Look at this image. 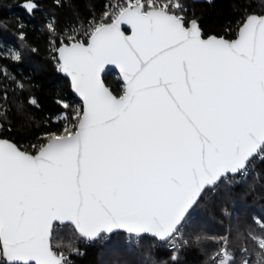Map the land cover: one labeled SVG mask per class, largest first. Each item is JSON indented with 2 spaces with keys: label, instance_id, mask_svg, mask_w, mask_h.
Returning a JSON list of instances; mask_svg holds the SVG:
<instances>
[{
  "label": "snow or ice",
  "instance_id": "6c2138e0",
  "mask_svg": "<svg viewBox=\"0 0 264 264\" xmlns=\"http://www.w3.org/2000/svg\"><path fill=\"white\" fill-rule=\"evenodd\" d=\"M186 11L124 0L56 49L83 110L34 151L0 139V264H70L54 222L90 241L116 229L174 238L204 195L264 154V15L229 40L204 38ZM109 65L121 95L103 82Z\"/></svg>",
  "mask_w": 264,
  "mask_h": 264
},
{
  "label": "trees",
  "instance_id": "16d2710c",
  "mask_svg": "<svg viewBox=\"0 0 264 264\" xmlns=\"http://www.w3.org/2000/svg\"><path fill=\"white\" fill-rule=\"evenodd\" d=\"M22 1L0 0V137L34 151L31 145L42 142L46 133L63 131L65 120L58 116L64 113L72 122L76 111H82L60 73L54 47L73 28L80 32L101 18L112 0H35L38 8L32 12L20 7ZM182 2L187 20L203 17L199 23L205 37L233 39L247 16L264 14V0ZM104 80L115 94L123 93L117 73H107ZM180 231L189 243L175 257L165 242L148 236L129 246L124 232L90 241L83 255L74 254L70 251L81 246V237L71 225L55 226L52 245L63 254L70 250V264H218L217 259L228 264L230 258L235 264L245 258L264 264V249L256 240L264 238V158L246 180L224 179L204 195Z\"/></svg>",
  "mask_w": 264,
  "mask_h": 264
},
{
  "label": "built area",
  "instance_id": "2783aa9c",
  "mask_svg": "<svg viewBox=\"0 0 264 264\" xmlns=\"http://www.w3.org/2000/svg\"><path fill=\"white\" fill-rule=\"evenodd\" d=\"M124 0H112L108 3L107 5V10H111V6L116 4V3H123ZM102 18V17H101ZM101 18L97 19L96 21H100ZM91 24V23H90ZM90 24H88L85 28H83L79 33V37L80 39H84V40H87V37L84 35V30H90L89 29V26ZM67 36H62L60 37L61 40V44L62 42L63 43H68L67 39H66ZM264 158V154H261V156L259 158H256L252 161V163L247 167V169L235 176H228L227 178H225V180L227 181H231L232 179L236 180V181H243V180H246L247 177L253 172L255 171L257 165L259 164V162ZM103 239H107L109 237V235H103L102 236ZM101 237V238H102ZM100 238V239H101ZM90 240H87V239H84L81 237L80 239V242H79V245L81 244V246L75 248L76 251H74V249L71 251L72 253L74 254H80V255H83L84 252H85V245L87 243H89ZM126 242L129 246H135V245H138L139 242H140V236L138 235H135V234H127L126 236ZM166 243V247L167 249H169L171 252H172V255L173 257H175L178 252L184 247V246H187L189 241L188 239L183 235V233L180 231L178 234H176L174 236V238H170L168 241L165 242ZM68 260L71 262V254L70 253H65L64 254ZM219 255V254H217ZM222 259H217V263L220 264V261Z\"/></svg>",
  "mask_w": 264,
  "mask_h": 264
},
{
  "label": "water",
  "instance_id": "95a60500",
  "mask_svg": "<svg viewBox=\"0 0 264 264\" xmlns=\"http://www.w3.org/2000/svg\"><path fill=\"white\" fill-rule=\"evenodd\" d=\"M194 1H199V2H211L212 0H194ZM35 4L36 5V7L34 8V9H32V10H29V5H31V4ZM20 7L21 8H23L25 11H27V12H32V11H34V10H36L37 8H38V4H37V2L35 1V0H24V1H22L21 3H20ZM251 15H260V14H251ZM261 15H264V14H261ZM203 17H201V16H199V17H196V18H193V19H195V20H197V22L199 23V20H201ZM192 20V19H191ZM199 25H200V23H199ZM125 28H126V26H125ZM203 31V30H202ZM238 32H239V30H238ZM127 34H130V30H127ZM238 35V34H237ZM204 36V35H203ZM210 36H216V37H223V36H218V35H215V34H212V35H209V36H204V38H208V37H210ZM237 37V36H236ZM236 37L235 38H233V39H229V40H234V39H236ZM223 38H225V37H223ZM225 39H227V38H225ZM62 46V44L59 46V47H61ZM58 47V48H59ZM57 48V49H58ZM57 59H58V62H59V64H60V61H59V56H58V52H57ZM110 72H115V73H117L118 74V76L120 77V79H121V81H122V83H123V85H124V87H125V82L123 81V79H122V74L120 73V71H119V69L116 67V66H113V65H109V66H107L106 68H105V70H104V72L102 73V79H103V82H104V84H105V86L106 87H108L110 90H111V88L106 84V82H105V80H104V77H105V75L107 74V73H110ZM60 73L62 74V76L63 77H65V78H67L68 80H69V82H70V88H71V91H72V93H73V95H74V97H76L80 102H81V104H82V110H83V99H82V97H80L79 96V94L75 91V89H74V87H73V84H72V80H71V77L67 74V73H65V72H63L62 70H61V67H60ZM112 91V90H111ZM113 92V91H112ZM113 94H115L114 92H113ZM123 94V93H122ZM117 95V94H116ZM0 139H6V140H10V139H8V138H3V137H0ZM10 141H12V142H14L13 140H10ZM15 143V142H14ZM235 175H237V174H234V175H232V174H230L229 176H235ZM220 184V183H219ZM195 207V206H194ZM193 207V208H194ZM192 208V209H193ZM192 209H190L189 210V213L192 211ZM188 213V214H189ZM188 214H187V216H188ZM56 225H60V226H63V225H70L68 222H64V223H60V222H54V224H53V231H54V228H55V226ZM117 232H124V233H126V234H130V233H128L126 230H124V229H116V230H114L112 233H104V234H102L101 235V237L103 236V235H112V234H114V233H117ZM78 234V233H77ZM79 235V234H78ZM135 235H137V234H135ZM53 236V235H52ZM80 236V235H79ZM138 236H147V235H138ZM81 237V236H80ZM100 237V238H101ZM148 237H151V236H148ZM100 238H97V239H100ZM151 238H153V237H151ZM85 239V238H84ZM97 239H95V240H97ZM155 239H157L158 241H160V242H166V241H168V240H164V241H161L160 239H158V238H155ZM91 241H94V240H91ZM51 242H52V240H51ZM54 250V249H53ZM55 251V250H54Z\"/></svg>",
  "mask_w": 264,
  "mask_h": 264
},
{
  "label": "rangeland",
  "instance_id": "374dc122",
  "mask_svg": "<svg viewBox=\"0 0 264 264\" xmlns=\"http://www.w3.org/2000/svg\"><path fill=\"white\" fill-rule=\"evenodd\" d=\"M61 43V42H60ZM56 45V44H55ZM58 48V46H56V47H54V52H57L56 51V49ZM12 52H13V54L14 55H16V51H13V50H11ZM59 67H60V64H59V62H58V64H57ZM58 118H60V119H64L65 121H64V123L66 124V125H69L71 122H69V120L68 119H65V114L63 113L62 115H60V116H58L57 117V119ZM233 181H236V180H234V179H232ZM227 181V180H226ZM258 221H259V219H257ZM256 240H257V242H258V245H259V247H261V244H260V241H262V240H264V238L263 237H261V236H258L257 238H256ZM78 241V240H77ZM76 248V247H75ZM261 248H263L264 249V247H261ZM70 251V250H69ZM69 251H66L67 253H70ZM65 252V251H64ZM243 264H250L249 263V261H248V258H245L244 260H243Z\"/></svg>",
  "mask_w": 264,
  "mask_h": 264
}]
</instances>
